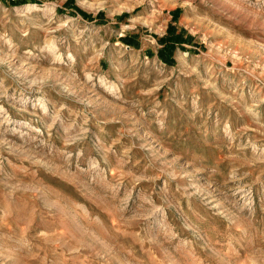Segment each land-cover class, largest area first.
<instances>
[{
  "label": "rangeland",
  "instance_id": "rangeland-1",
  "mask_svg": "<svg viewBox=\"0 0 264 264\" xmlns=\"http://www.w3.org/2000/svg\"><path fill=\"white\" fill-rule=\"evenodd\" d=\"M65 1L0 0V264H264V0Z\"/></svg>",
  "mask_w": 264,
  "mask_h": 264
},
{
  "label": "trees",
  "instance_id": "trees-1",
  "mask_svg": "<svg viewBox=\"0 0 264 264\" xmlns=\"http://www.w3.org/2000/svg\"><path fill=\"white\" fill-rule=\"evenodd\" d=\"M28 0H10L9 3H25ZM65 7H68L72 5L73 7L75 6L73 4V0H66L64 3ZM179 9L174 10L172 17L174 19H177L178 14H179ZM84 16L87 18H92V15L86 14L85 12H82ZM101 15V13H98ZM191 36L184 37L183 33L178 32L176 33L175 27L173 25H169L167 28V33L166 35L162 37H158V43L161 44L162 46L157 50V56L160 60H162L165 63L171 64L173 62V51L178 45H182L184 42L191 41ZM127 44H132L135 47H137L136 41L131 40L130 38L126 39ZM153 55V54H152Z\"/></svg>",
  "mask_w": 264,
  "mask_h": 264
}]
</instances>
